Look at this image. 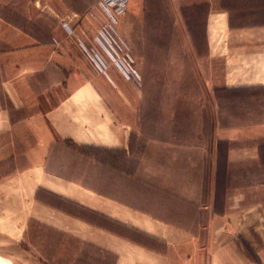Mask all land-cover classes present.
<instances>
[{"label":"crops","instance_id":"crops-1","mask_svg":"<svg viewBox=\"0 0 264 264\" xmlns=\"http://www.w3.org/2000/svg\"><path fill=\"white\" fill-rule=\"evenodd\" d=\"M174 1L180 5L204 4L202 35L209 56L222 61L217 89L244 91L243 107L220 108L217 101L214 136L206 142L210 149L206 150L210 153L209 165H203L201 171L193 174H166V180H173L174 184H164L163 195H167V187L175 189L177 183L178 190L172 193V199L160 201L150 193L145 197L141 194V203L145 205L138 207L127 203L117 192L114 198L108 199L107 193L99 189L100 205L109 200L113 201L115 212L141 213L143 219L136 226L145 230L161 229V233L151 232L162 238L165 244L160 252L134 239L119 236L132 249L127 253L120 249L117 264L125 261L128 264L136 261L145 264H263L264 0ZM103 14V24L96 34L100 37L99 47L90 49L83 43L92 69L80 61L70 47L66 51L55 45L16 44L13 40L9 42L14 48L2 54V247L18 245L32 217L46 220V216H51L48 220L55 226L59 222L69 226L71 221L92 225L74 215L71 209L38 199V195L56 194L68 201L90 206L84 200L96 192L90 185L80 182L90 169L87 166L90 155H85V152L94 149L105 156L108 149H120L126 154L116 157V162L122 164L124 159L134 162L138 168L139 163L133 161L132 145L133 133L138 129V109L133 102L137 97L123 91L124 79L131 78L114 60V45L103 37V27L109 21ZM126 15L120 17L115 36L123 46L122 52L129 51L136 62V56L121 36L124 31L121 25L125 23ZM64 28L69 31L71 26L66 23ZM15 33L18 40L27 39V33L20 30H15ZM184 34L187 39L191 37L188 32L184 31ZM93 53L99 54L107 63L105 70L98 68ZM256 99L258 106L254 102ZM236 116L241 120L230 119ZM60 143L68 151L66 156L58 150ZM174 146L183 150L191 148ZM199 148L203 149V146L199 145ZM98 162L107 164L106 158H99ZM236 165H242V170H234ZM135 175H138V169ZM136 176L134 178H138ZM100 178L105 181L106 189V176L100 175ZM139 181V178L135 181L137 187ZM133 195L139 200L135 193ZM176 197L177 202L174 200ZM91 208L105 211L99 207ZM0 254L6 257L2 250Z\"/></svg>","mask_w":264,"mask_h":264},{"label":"rangeland","instance_id":"rangeland-1","mask_svg":"<svg viewBox=\"0 0 264 264\" xmlns=\"http://www.w3.org/2000/svg\"><path fill=\"white\" fill-rule=\"evenodd\" d=\"M97 2L0 0V60L4 52L14 48L9 42L14 40L16 44L55 45L66 51L70 47L77 58L92 69L83 43L90 49L99 44L100 37L96 34L103 24L104 14ZM204 19L203 3L180 5L174 0L131 1L125 23L121 25L124 27L121 36L137 58L135 67L140 77L136 80L124 79L123 91L137 97L133 102L138 109V129L133 133L132 145L133 161L139 163L138 168L134 162L124 159L122 164L116 162V157L126 154L120 149H108L105 156L94 149L85 152V155H90V158L87 157L90 169L80 182L90 185L91 190L96 192L90 199L84 200L90 206L68 201L56 194L38 195V199L71 209L74 215L88 220L94 226H88L85 222L74 223L70 219L72 224L69 226H64L62 222L55 226L49 221L51 216H46V220L32 217L18 245H9L12 246L11 250L9 246H0V250L8 257L0 254V258L12 264H117L118 251L123 249V253H127L132 249L119 236L134 239L160 252L164 250L162 238L151 232L161 233V229L145 230L137 227L143 219L141 213L115 212L113 201L107 200L103 205L98 203L97 193L101 189L107 193L108 199H112L117 192L127 203L141 207L145 205L141 203V194L145 197L150 193L159 200L172 199V193L178 190L177 183L175 189L167 187L168 193L163 195L164 184H174L173 180H166V174H193L194 171H201L203 165H209L210 159H207L210 153L207 151L210 149L206 142L214 136L217 101L220 108L241 109L244 91L217 89L222 61L209 56L202 35ZM66 23L72 30H65ZM15 30L27 33V39L18 40ZM184 31L191 37L187 39ZM2 76L0 65V82ZM254 102L258 106V99ZM235 118L241 120L239 116L230 117L231 120ZM174 145L191 148L183 150ZM58 150L64 156L68 153L61 143L58 144ZM99 158H106L107 164L99 163ZM234 170H242V165H236ZM100 175L106 176V189ZM134 176L140 180L138 187L135 182L138 178ZM147 182L151 184L147 185ZM133 193L139 200L133 198ZM174 200L177 202L178 198ZM91 207L105 211L99 212Z\"/></svg>","mask_w":264,"mask_h":264},{"label":"built area","instance_id":"built-area-1","mask_svg":"<svg viewBox=\"0 0 264 264\" xmlns=\"http://www.w3.org/2000/svg\"><path fill=\"white\" fill-rule=\"evenodd\" d=\"M130 1L131 0H99L98 5L109 19L108 23L103 27L102 34L103 37L108 39V43H112L115 47L112 54L114 60L119 65H121L124 72L131 79L136 80L140 77V75L135 67V59L129 51L122 52L123 46L115 36L118 33L117 25L120 21V17L126 15L129 11ZM93 54L94 55L92 57L98 68L100 70H105V68L107 67V63L99 54Z\"/></svg>","mask_w":264,"mask_h":264},{"label":"bare ground","instance_id":"bare-ground-1","mask_svg":"<svg viewBox=\"0 0 264 264\" xmlns=\"http://www.w3.org/2000/svg\"><path fill=\"white\" fill-rule=\"evenodd\" d=\"M0 264H12V263L0 258Z\"/></svg>","mask_w":264,"mask_h":264},{"label":"trees","instance_id":"trees-1","mask_svg":"<svg viewBox=\"0 0 264 264\" xmlns=\"http://www.w3.org/2000/svg\"><path fill=\"white\" fill-rule=\"evenodd\" d=\"M136 264H138V263H136Z\"/></svg>","mask_w":264,"mask_h":264}]
</instances>
